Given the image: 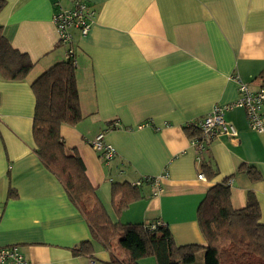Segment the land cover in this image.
Returning <instances> with one entry per match:
<instances>
[{
	"label": "crops",
	"instance_id": "0c3cea01",
	"mask_svg": "<svg viewBox=\"0 0 264 264\" xmlns=\"http://www.w3.org/2000/svg\"><path fill=\"white\" fill-rule=\"evenodd\" d=\"M72 1L3 0L0 8L1 34L33 62L23 79L0 75V247L17 245L36 264H107L110 251L85 214L96 204L111 222L162 223L176 245H205L198 205L224 181L232 208L251 196L264 224V131L250 127L243 108L226 110L237 134L214 138L199 155L210 174L184 131L236 100L239 81L252 91L263 83L264 0H80L95 10L87 35L73 31L82 118L59 128L93 190L78 204L36 153L32 131L31 84L65 60L52 15ZM99 132L115 150L108 162L89 145ZM84 240L92 254L74 256ZM195 262L203 264L202 252Z\"/></svg>",
	"mask_w": 264,
	"mask_h": 264
},
{
	"label": "trees",
	"instance_id": "16d2710c",
	"mask_svg": "<svg viewBox=\"0 0 264 264\" xmlns=\"http://www.w3.org/2000/svg\"><path fill=\"white\" fill-rule=\"evenodd\" d=\"M2 6L3 0H0V8ZM71 60L65 58L55 63L32 82L35 97L32 131L36 153L78 204L93 190L81 159L78 155H66L59 134L61 124L73 125L82 118L75 64ZM32 67L29 56L14 49L0 29L1 77L20 80ZM184 131L189 139L200 137L199 131L191 126L186 125ZM201 166L210 174L205 164L201 163ZM249 171L254 179H260L256 169L250 167ZM124 205L120 204L119 208ZM85 214L92 237L110 251L107 264H139V259L150 256L156 259V264H194L200 252L203 253V264H264V224L259 222L258 203L250 196L245 207L233 209L225 181L210 187L198 205L197 219L206 239L205 245H176L169 229L162 223L154 224L151 229V224L111 222L98 204ZM92 251L91 242L84 240L72 249V254L90 256Z\"/></svg>",
	"mask_w": 264,
	"mask_h": 264
},
{
	"label": "built area",
	"instance_id": "2783aa9c",
	"mask_svg": "<svg viewBox=\"0 0 264 264\" xmlns=\"http://www.w3.org/2000/svg\"><path fill=\"white\" fill-rule=\"evenodd\" d=\"M95 18V10L80 0H73L68 7L57 5L55 12L52 15V22L57 29L58 45L64 47L65 58L74 59V35L73 31H77L81 36H85ZM238 97L236 100L225 105H215L209 113L200 119H196L187 123L199 131V138L190 139V144L195 148L198 155V162L201 157L199 155L206 151L209 143L220 135L235 136L237 131L233 124L226 121L224 112L233 107H241L244 109L248 124L257 132L264 131V80L261 86L252 91L246 83L238 82ZM89 145L98 153L102 159L108 162L115 156L113 147L104 140V133L99 132L93 139L89 140ZM199 179H204L203 173L198 174ZM148 178L135 181L134 185H140ZM154 184H157V179L153 178ZM154 224L150 228L153 229ZM11 261L12 264H36L24 258L17 245H8L0 247V264L6 261Z\"/></svg>",
	"mask_w": 264,
	"mask_h": 264
},
{
	"label": "rangeland",
	"instance_id": "374dc122",
	"mask_svg": "<svg viewBox=\"0 0 264 264\" xmlns=\"http://www.w3.org/2000/svg\"><path fill=\"white\" fill-rule=\"evenodd\" d=\"M195 264H197V263L195 262Z\"/></svg>",
	"mask_w": 264,
	"mask_h": 264
}]
</instances>
